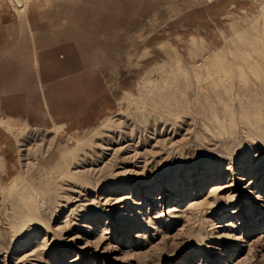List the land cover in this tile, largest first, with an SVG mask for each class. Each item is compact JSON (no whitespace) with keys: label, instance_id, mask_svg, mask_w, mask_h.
Here are the masks:
<instances>
[{"label":"rangeland","instance_id":"obj_1","mask_svg":"<svg viewBox=\"0 0 264 264\" xmlns=\"http://www.w3.org/2000/svg\"><path fill=\"white\" fill-rule=\"evenodd\" d=\"M14 2L0 0V264H264V125L243 118L264 81L239 52L264 0ZM119 118L135 158L69 178ZM15 183L37 192L36 224Z\"/></svg>","mask_w":264,"mask_h":264},{"label":"bare ground","instance_id":"obj_2","mask_svg":"<svg viewBox=\"0 0 264 264\" xmlns=\"http://www.w3.org/2000/svg\"><path fill=\"white\" fill-rule=\"evenodd\" d=\"M10 1L12 3L15 1L14 3L17 4L18 12L20 11L21 13H23V12L27 11L28 5L33 0H10ZM262 20L264 22V17L263 16H262ZM259 27H258L257 24H254L252 26L251 30L248 32V35L243 36V39L246 40L245 42L248 45L247 46L245 45L246 46L245 50H240L239 52H241V55L243 54L244 57L248 56L247 63H245V62L244 63L246 64V69L248 70L249 74L254 76V78H256L257 80L264 81V56H261V55H264V23H263V27H262L261 30L259 29ZM238 55H239V53H238ZM243 56H242V59L244 58ZM220 62L221 61H219V63ZM214 65H216V63ZM214 67H215V72H216V75H214V76L217 77L216 79L222 80L223 79L222 75L230 73V72H228L229 70L227 68L223 67V65L221 66V65L218 64L217 66H214ZM246 69H244L243 67H240L238 69L237 72H238V76L240 77V81L247 82V80L251 79L248 76L249 74L246 71ZM226 77H225V79H226ZM213 82H214V79H213ZM224 83H226V82H224ZM224 83L222 82L221 84H224ZM148 84H150V83H148ZM261 84H262V82H261ZM212 86H214V85L212 84ZM263 101H264V99H263ZM262 107H264V104L259 105L257 107V109H256L257 110L256 113H254L253 115H249L248 113H246L245 116L243 117L248 122L249 125L253 126L254 128L258 129L259 131L262 130V127L264 125L263 124L264 123V114L261 111V110H263ZM141 117L143 118L144 123L149 121V120H147V116L145 114L141 113ZM111 119H113V118H111ZM126 122H127L126 119H124L122 121V118H119L117 121L114 120V121L110 122L109 125H106L102 129L97 130L96 133H94V135L92 136V139L87 144H85V149L83 150L84 152H82V154L79 155V157L80 156L82 157L81 158L82 162L83 163L85 162L82 165V167L80 168L81 170L76 168L75 173L72 174V175H68V177L71 178V179H75V178L83 177V176H87V175L90 176V175H93V173H96L97 171H99L101 173L105 169L109 170L110 167L112 168V165H113V163L115 161L120 160L121 162H126L129 159L132 160V157L135 156L134 154L130 155L132 153V151H133V150H130V148H132V147L125 146V144H126L125 142L127 141V143L128 142L135 143L136 144L135 147H136L137 143L140 144V141L142 139H140V140L136 139L137 138L136 135H135L136 130H132L131 127H130V128H127L129 130V131H127L124 128ZM157 132L158 131L156 129L155 133H157ZM161 133H162V131H161ZM97 139L100 141V143L96 142ZM136 140H138L139 142H137ZM144 141H145L144 142L145 144L143 143V145H146V144H148L147 142H149L151 140L147 138V139H144ZM110 151L112 152V154H114L112 156L111 161H110L111 165L110 166H106L104 164V166L101 167V165L104 163L103 160H105L104 158L106 157V152H109V154H107V156H110V154H111ZM135 151H138V150L135 149ZM150 152H151V155H152L153 150L150 151ZM89 153L92 154V156L90 157V159L92 160L91 162L89 161V159L87 157V156H90ZM144 153H145V151H144ZM135 154H137V153L135 152ZM140 155H142V154L140 153ZM136 156H138V155H136ZM145 156H148L147 153H145ZM145 156H142V157L144 158ZM69 157H71L70 161L67 160ZM93 157L96 159L95 162L92 159ZM122 157H124L125 160ZM134 158H133V160H135ZM75 159H76V157H75V155L73 156L72 152H71V156L70 155H66V154L62 156V160H64L66 162V164H67L66 168H68L72 163H74ZM87 165H89L90 168L87 169ZM137 167H139V166H137ZM116 172H112V174L116 176L114 178L120 179V177H124V175H120V173L116 174ZM103 174H105V173H103ZM24 175L26 176V174H24ZM25 181H27L26 178L24 180L22 179V181H21L22 184H24ZM112 182L107 183V185L104 184V188H106V189L110 188L112 190V187H110L111 186L110 184ZM12 187H14V189H16V191H18V195H19L18 199H19V201H21V205L23 206V208H26L28 210V213H31V216L28 219L32 223H34V221L38 220L37 215H38L39 209H40V205L37 202V200H38L37 192L34 191V189L30 185H27L26 188H24L23 190L21 189V187L19 188V184L18 183H15ZM70 187L71 186L69 184V188ZM36 223L37 222H35L34 224H36ZM32 232H35V230L31 229L28 234H30ZM33 234L34 233H32V235H29V238H32ZM23 242L26 243L25 240H23ZM23 242H20V243L23 244Z\"/></svg>","mask_w":264,"mask_h":264}]
</instances>
